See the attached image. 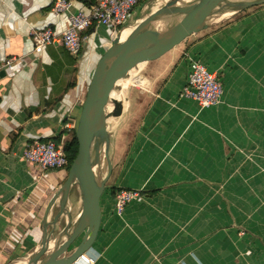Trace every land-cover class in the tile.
Masks as SVG:
<instances>
[{"label": "crops", "instance_id": "crops-1", "mask_svg": "<svg viewBox=\"0 0 264 264\" xmlns=\"http://www.w3.org/2000/svg\"><path fill=\"white\" fill-rule=\"evenodd\" d=\"M53 1L0 0V264H27L40 249L66 180L61 170L41 172L23 150L65 140L64 124L77 123L95 65L114 40L96 26L77 57L55 43L34 54L32 30L60 34L69 15L86 8L71 0L69 12L55 15ZM12 56L21 60L3 67ZM190 59L218 73V104L180 96ZM145 65L154 83L148 98L121 102V115L107 120L115 128L99 231L85 254L90 262L75 264H264V5L227 16ZM132 74L118 86L135 81ZM119 189L141 193L121 216L113 207ZM81 208L74 188L71 222ZM66 222L60 218L58 232Z\"/></svg>", "mask_w": 264, "mask_h": 264}, {"label": "water", "instance_id": "water-1", "mask_svg": "<svg viewBox=\"0 0 264 264\" xmlns=\"http://www.w3.org/2000/svg\"><path fill=\"white\" fill-rule=\"evenodd\" d=\"M183 1L170 0L149 14L124 41L121 42L119 37L114 39L98 59L75 127L77 154L65 182L53 198V202L59 200V212L51 224L52 230L48 234L43 232L40 249L27 264H75L95 242L101 215L99 200L111 172L106 123L108 118L121 115V102L111 97L117 82L126 79L138 65L159 59L189 36L222 22L226 18H221L222 15H234L264 5V0H194L177 6ZM168 17L174 21L165 30L157 31L151 27L154 21ZM4 76V71H1L0 79ZM109 102L112 110L107 112ZM102 152L107 163L104 175L100 164ZM74 188L78 190L82 208L72 224L66 206ZM65 215L67 222L58 232L57 224ZM51 237L60 239L49 250Z\"/></svg>", "mask_w": 264, "mask_h": 264}, {"label": "built area", "instance_id": "built-area-1", "mask_svg": "<svg viewBox=\"0 0 264 264\" xmlns=\"http://www.w3.org/2000/svg\"><path fill=\"white\" fill-rule=\"evenodd\" d=\"M144 1L146 0H96L94 6L71 13L67 27L60 34H56L50 28L32 30L30 36L33 53L40 54L47 46L55 43L60 44L69 55L77 57L87 41L85 32L92 26L108 29L110 36L116 39L127 24L132 11ZM69 10H71V0L52 2L51 11L55 15ZM20 60L21 58L12 56L5 60L3 67H12ZM221 94L222 87L218 73L209 71L200 61L190 59L186 82L180 96L195 101L201 107H207L218 104ZM64 126L66 131H71L72 127L68 122ZM23 157L43 173L51 170L64 171L68 165L62 144H56L51 140L32 142L23 150ZM140 194L138 190H117L113 201L114 213L121 216L125 207L139 198ZM79 259L90 262L85 255Z\"/></svg>", "mask_w": 264, "mask_h": 264}, {"label": "rangeland", "instance_id": "rangeland-1", "mask_svg": "<svg viewBox=\"0 0 264 264\" xmlns=\"http://www.w3.org/2000/svg\"><path fill=\"white\" fill-rule=\"evenodd\" d=\"M169 1L170 0H158V1H155V0L148 1V0H146V1L142 2L139 6H137V8H135L132 11V13H131L132 15H131V17H129V20H128L127 24L121 30V33L118 36L120 38V40H121L122 37L125 36V34H126V36H125V38H126L128 36V34L131 32V30L133 28H135V26H137L145 17H147L149 14L155 12L156 10L162 8ZM192 1H194V0H184L183 2L178 3L177 6H183L185 4H189ZM173 21L174 20L172 18H170V17H168V18H160V19L154 21L151 24V27H154V29H156V30H159V29L160 30H164ZM145 64L146 63L138 65L136 68L131 70V71H133L132 75H134L137 78H136L135 81H132L130 84H128L125 87V89H122L119 86L114 87L113 97L114 98H118V101L122 102L126 107L128 106L129 103H133V102L142 103L143 99L145 97H147V95L149 96L148 91L150 90V88L154 86L153 81L151 80V78H149L150 74H148V75L146 74L147 71H146V68H144V67L147 66V65H145ZM129 78H130V76H129ZM128 110L129 109L127 108L126 109V112H127L126 114H129ZM109 122H112V119H110ZM113 126L114 125H110V124L108 125L106 123L107 132H108L109 129L111 130V127H113ZM114 128L115 127H113L112 129H114ZM112 132H113V130H112ZM108 134H109V137H110V133L109 132H108ZM100 164H101L102 175H104L105 174V159L103 158V152H102V157H101ZM72 224H73V222H72ZM61 227H62V225H61Z\"/></svg>", "mask_w": 264, "mask_h": 264}, {"label": "trees", "instance_id": "trees-1", "mask_svg": "<svg viewBox=\"0 0 264 264\" xmlns=\"http://www.w3.org/2000/svg\"><path fill=\"white\" fill-rule=\"evenodd\" d=\"M79 3H81L84 7L86 8H90L92 6L95 5L96 0H75ZM94 29V26L90 27L86 32L85 35H89ZM76 124H73V127L71 129L70 132L66 131V135L67 137L65 138V140L61 141V136H58L56 138L51 139V141L55 142L56 144H62V150L63 153L68 161V165L65 168L64 172H65V178H67V174H68V170L69 167L73 161V159L75 158L76 154H77V142H76V138H75V127Z\"/></svg>", "mask_w": 264, "mask_h": 264}, {"label": "bare ground", "instance_id": "bare-ground-1", "mask_svg": "<svg viewBox=\"0 0 264 264\" xmlns=\"http://www.w3.org/2000/svg\"><path fill=\"white\" fill-rule=\"evenodd\" d=\"M230 1L237 2V1H241V0H230ZM227 16H229L228 13L222 15L221 18H225V17H227ZM155 27H156V26H155ZM152 28L154 29V27H152ZM155 30H156V29H155ZM164 30H165V29H164ZM157 31H163V30H160V29H159V30H157ZM125 32H126V31H125ZM128 35H129V34H128ZM125 36H126V34H125ZM125 36L121 38V40H120L121 42L125 40V39H124ZM130 73H131V72H130ZM130 73H129V75H130ZM129 75H128V77H129ZM124 80H125V79H124ZM124 80H121V81L117 82L116 86L120 85ZM116 86H115V87H116ZM111 97L114 98V97H113V92H112V94H111ZM114 99H116V98H114ZM116 100H118V99H116ZM111 110H112V104L109 102L108 105H107V107H106V111L109 112V111H111ZM59 239H60L59 237H58V238H55V239L51 242V245H55L56 242H57Z\"/></svg>", "mask_w": 264, "mask_h": 264}]
</instances>
